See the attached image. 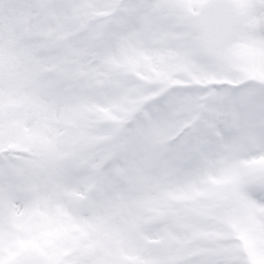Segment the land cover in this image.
<instances>
[{
	"label": "snow or ice",
	"instance_id": "1",
	"mask_svg": "<svg viewBox=\"0 0 264 264\" xmlns=\"http://www.w3.org/2000/svg\"><path fill=\"white\" fill-rule=\"evenodd\" d=\"M0 264H264V0H0Z\"/></svg>",
	"mask_w": 264,
	"mask_h": 264
}]
</instances>
